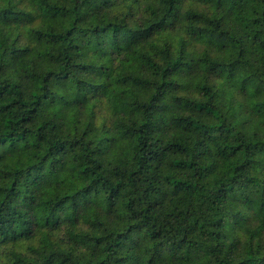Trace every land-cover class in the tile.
Masks as SVG:
<instances>
[{"label":"trees","instance_id":"16d2710c","mask_svg":"<svg viewBox=\"0 0 264 264\" xmlns=\"http://www.w3.org/2000/svg\"><path fill=\"white\" fill-rule=\"evenodd\" d=\"M0 264H264V0H0Z\"/></svg>","mask_w":264,"mask_h":264}]
</instances>
